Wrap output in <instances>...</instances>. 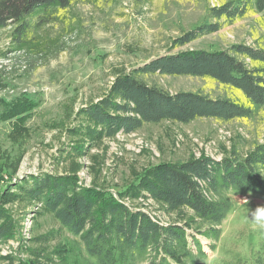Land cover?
Segmentation results:
<instances>
[{
    "label": "rangeland",
    "instance_id": "rangeland-1",
    "mask_svg": "<svg viewBox=\"0 0 264 264\" xmlns=\"http://www.w3.org/2000/svg\"><path fill=\"white\" fill-rule=\"evenodd\" d=\"M230 1L237 0H72L55 10L56 20L39 31V53L13 52L10 30H0V206L7 183L56 173L72 175L80 185L146 210L165 223L194 219L188 209L170 210L134 193L142 177L154 166L192 157H244L264 142V105L253 106L250 117L164 120L102 140L86 135L82 125L89 121L78 112L106 94L119 74L158 55L228 49L239 43L264 48V16L253 7L233 22L220 20L223 27L217 32L174 46L186 32L216 21L209 17L210 9ZM139 78L173 93L200 92L249 104L241 90L212 78L163 74ZM229 196L233 207L216 242L196 232L200 225L190 233L207 252L203 264H257L264 227L254 221L252 211L264 206V195L232 191ZM4 207L20 223V230L0 241V264H33L26 248L42 247L33 240L42 234L50 236V250L70 263L94 261L79 237L43 206L23 200Z\"/></svg>",
    "mask_w": 264,
    "mask_h": 264
},
{
    "label": "trees",
    "instance_id": "trees-1",
    "mask_svg": "<svg viewBox=\"0 0 264 264\" xmlns=\"http://www.w3.org/2000/svg\"><path fill=\"white\" fill-rule=\"evenodd\" d=\"M72 0H0V30L9 29L13 52L42 50L38 34L56 20L54 11ZM264 16V0H237L213 7L214 22L200 25L174 40L183 46L219 31L222 19L233 22L251 8ZM199 76L212 78L241 90L249 104L230 98H212L200 92H170L150 85L140 75ZM264 105V48L243 43L228 49H188L158 55L132 72L119 74L106 94L79 110L89 121L84 132L96 140L133 133L148 123L164 120L189 123L199 118L229 120L253 115V106ZM87 148L78 150L84 152ZM137 194L161 202L170 210L185 208L194 219L185 223L162 222L146 210L136 208L94 187L83 186L67 174L30 175L2 187L4 205L15 201L42 203L43 208L82 241L89 264H203L208 255L191 229L216 242L222 224L233 207L232 191L264 195V142L244 157H192L149 169ZM0 206V241L20 230L12 213ZM48 234L33 238L42 247L26 248L33 264H73L50 250ZM216 245L212 243L211 248ZM264 253V248L263 251ZM262 253V254H263ZM257 264H264V255ZM27 264V263H22Z\"/></svg>",
    "mask_w": 264,
    "mask_h": 264
},
{
    "label": "clouds",
    "instance_id": "clouds-1",
    "mask_svg": "<svg viewBox=\"0 0 264 264\" xmlns=\"http://www.w3.org/2000/svg\"><path fill=\"white\" fill-rule=\"evenodd\" d=\"M252 218L260 226L264 227V206H258L252 211Z\"/></svg>",
    "mask_w": 264,
    "mask_h": 264
},
{
    "label": "built area",
    "instance_id": "built-area-1",
    "mask_svg": "<svg viewBox=\"0 0 264 264\" xmlns=\"http://www.w3.org/2000/svg\"><path fill=\"white\" fill-rule=\"evenodd\" d=\"M37 206H43L42 203H37Z\"/></svg>",
    "mask_w": 264,
    "mask_h": 264
}]
</instances>
